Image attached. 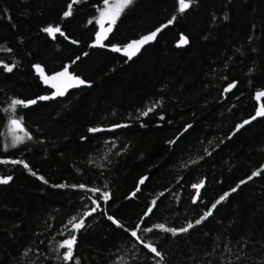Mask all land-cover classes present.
Segmentation results:
<instances>
[{
    "label": "trees",
    "instance_id": "trees-1",
    "mask_svg": "<svg viewBox=\"0 0 264 264\" xmlns=\"http://www.w3.org/2000/svg\"><path fill=\"white\" fill-rule=\"evenodd\" d=\"M71 2L0 0V62L16 65L12 73L0 68V160L24 159L48 181L22 165L0 163V176L13 177L0 184V264H63L54 249L67 237L68 220L91 207L87 196L92 194L52 185L80 183L102 190L107 185L112 193L78 234L74 256L80 264L159 259L101 211L116 213L129 229L160 223L180 227L194 223L224 192L230 196L213 216L189 233L172 237L153 229L140 235L158 245L162 264H264V171L247 180L264 168V118L227 139L237 123L255 114L254 94L264 89V0H194L184 13L177 0H133L109 34L112 43L123 45L167 27L131 60L110 47H91L102 0H80L73 16L64 18ZM50 24H59L69 39L41 31ZM181 35L188 44H180ZM34 64L47 75L68 65L90 86L19 109L16 115L33 139L5 150L11 134L3 109L10 100L52 92ZM232 81L237 87L224 93ZM153 105L148 116H140ZM115 123L130 127L115 134L87 131ZM189 123L192 129L168 145ZM142 176L149 179L136 192ZM242 179L247 182L232 193ZM201 180L204 186L194 189ZM152 200L158 205L154 214L143 217Z\"/></svg>",
    "mask_w": 264,
    "mask_h": 264
},
{
    "label": "snow or ice",
    "instance_id": "snow-or-ice-1",
    "mask_svg": "<svg viewBox=\"0 0 264 264\" xmlns=\"http://www.w3.org/2000/svg\"><path fill=\"white\" fill-rule=\"evenodd\" d=\"M80 0H72L71 3L67 5V10L63 12L64 18H69L73 16V6L74 4L79 3ZM178 2V11L180 13H184L192 7L194 0H177ZM133 3V0H102L103 7L98 9L99 16L96 19V23L100 26V30L95 33V40L92 43L91 47H110V50L113 53H122L128 60H131L140 50L147 45L150 41H154L157 38V34L161 31L162 28L167 27V25H162L159 28L151 31L148 35L141 36L138 39H134L130 42L124 43L123 45L112 43L109 39V34L113 32V26L117 23V20L120 18L121 13L125 11ZM176 17H172L169 19L168 24H172ZM227 19V17H225ZM93 21L89 20L88 23L91 24ZM105 22H107V27H105ZM44 33H46L49 37L55 38L56 34L58 33L60 36L64 37V39H69L67 35H65L64 31H62L61 26L59 24L47 25L41 29ZM181 42L183 44H188V39L181 35ZM251 39V38H250ZM107 41V45L104 43ZM72 44H78L79 41L71 40ZM6 51H12L10 48L6 49ZM239 51V49L237 50ZM255 51V49H253ZM83 55H88V53H83ZM80 56H77L73 61L72 64H75L77 61L80 60ZM16 67L15 64L9 63H2L0 62V68L3 71L8 73H12L13 69ZM33 68L35 69L36 73L38 74L40 80L44 85L49 86L50 89H54L50 95H39L35 98H12L8 103V106L3 109V111L8 116L7 122V130L8 133L11 134V142L10 144H5L4 149L7 150L8 148H17L18 145L23 144L25 140H32L33 137L29 134L28 131L25 130L24 127V119L23 117H17V112L19 109L23 108H30V106L36 105L38 101H47L56 97H63L69 91V89L88 84L90 86V82L82 79L78 74H73L69 70L68 65L62 66V70L56 71L51 75H47L45 73L44 68L40 64H34ZM249 73H253L255 71L254 68H249ZM237 87V82L232 81L227 84V87L224 88V93L231 92L232 89ZM261 97H264V91H257L255 93V98L259 100ZM149 107L147 110L142 111L140 116H148L150 112L153 111V108ZM257 118H264V105H261L255 109V114L250 116L248 119L242 120V122L237 123L235 128L233 129L230 136L227 139H232L237 133L241 132V130H246V126L252 124L253 121H256ZM160 120H164L165 117L161 115L159 117ZM141 127H145L146 125L141 124ZM130 125L128 124H120L115 123L112 124L109 128L93 126L87 129L88 133L96 135V134H103V133H112L115 134L117 129L128 128ZM192 124H186L183 126L182 131H179L178 134L173 138L167 141L168 145H176L185 134L192 129ZM18 133H22L23 135H19ZM87 137H81V140H86ZM223 143V141H221ZM27 147V145H25ZM205 155H211V153L205 150ZM203 159V157H201ZM0 163L3 164H13V165H22L24 169H27L33 176H37V173L33 171L30 165L24 159H13V160H0ZM195 163V162H193ZM264 168L260 170L253 171L251 175L247 177V180H252L254 177L261 175ZM39 180L43 183L48 184V181L44 179L43 176H37ZM13 177L11 175L0 176V184H8ZM149 178L147 176H142L139 180L138 185L136 186V192L140 191V185H144L145 182ZM247 181L240 180L235 187L231 189V192H236L241 185L245 184ZM204 181L201 180L198 184H193L192 187L194 189L199 190L204 186ZM56 188H64V187H71L73 189H79L83 193L88 194L91 193L92 195L87 196V201L90 202L91 207L88 208L87 211L82 213L79 216H72L68 220V225H66L67 229V237L61 239L54 249L55 252L59 253L56 257L57 259L61 260L63 264H70V262H74V264H80V258L78 256H74V249L78 244V234L81 233L82 230L86 228L85 220L88 217H91L94 213H97L99 209H101V201L104 204H109V201L112 200V193L107 190V185L104 186V190L101 187L87 186L86 183L80 184H72V185H65V184H55L52 185ZM136 192L131 193V196H135ZM163 196V193H161ZM230 196L229 192H224L222 195L219 196L214 203L203 213L200 215L199 218H196L193 222H188L186 226L180 227H166L165 224H154L152 227H141L140 224H136L132 229L125 227V224L122 222L121 218H118L116 213L108 214L106 210L101 211V214L104 215L111 223V225L115 226L116 229H122L125 233H127L131 238L135 240L136 243L141 244L144 249L147 250L148 254L153 255L156 258H159L155 261V264H162L164 261V254L159 250L158 245L152 242H145V239L140 235L141 232L143 233H151L153 229H158L163 233L170 234L172 237H178L181 234L189 233L190 230H194L196 226L202 225L209 217L213 216V210L217 208L218 205L221 204L222 201H225L226 198ZM95 197V198H93ZM81 199H84L82 196ZM114 202V201H113ZM193 203H197L195 197H193ZM88 207L86 203L84 205ZM157 200L151 201V206L147 207V210L144 212L143 217H150L151 214H154V209L157 207ZM110 207V205H109ZM143 217L141 218L143 220ZM63 235V233H61ZM61 250H63L61 252ZM27 255V253H25Z\"/></svg>",
    "mask_w": 264,
    "mask_h": 264
},
{
    "label": "water",
    "instance_id": "water-1",
    "mask_svg": "<svg viewBox=\"0 0 264 264\" xmlns=\"http://www.w3.org/2000/svg\"><path fill=\"white\" fill-rule=\"evenodd\" d=\"M157 28H159V27H157ZM154 30H155V29H154ZM162 30H163V28L161 29V31H162ZM152 31H153V30H152ZM161 31H160V32H161ZM150 32H151V31H150ZM150 32H148V33H146V34H143V35H141V36L148 35ZM160 32H159V33H160ZM159 33H158V34H159ZM158 34H157V36H158ZM141 36H139L138 38H140ZM138 38H136V39H138ZM133 40H134V39H133ZM155 40H156V39H155ZM155 40H154V41H155ZM131 41H132V40H131ZM154 41H150V42H149L147 45H145L143 48H145L146 46L152 44ZM129 42H130V41H129ZM180 44H181V45L183 44V43L181 42V40H180ZM143 48H142V49H143ZM142 49L140 50V52L142 51ZM140 52H139V53H140ZM139 53H137V55H138ZM121 54H122V53H121ZM122 55H123V54H122ZM137 55H136V56H137ZM136 56H134V57H136ZM134 57H133V58H134ZM60 70H62V69H60ZM60 70H58V71H60ZM55 72H56V71H55ZM49 75H51V74H49ZM46 86H47V85H46ZM85 86H87V84L73 87V88L69 89V91H71V90H76V89H80V88L85 87ZM47 87H49V86H47ZM52 91H54V89H52ZM69 91H68V92H69ZM259 91H264V89H261V90H259ZM68 92H67V93H68ZM67 93H66V94H67ZM263 99H264V97H261L259 100H257V99L255 98V94H254V100L258 103L259 106L261 105V101H262ZM109 127H110V126H106V127H104V128H109ZM230 135H231V134H230Z\"/></svg>",
    "mask_w": 264,
    "mask_h": 264
},
{
    "label": "rangeland",
    "instance_id": "rangeland-1",
    "mask_svg": "<svg viewBox=\"0 0 264 264\" xmlns=\"http://www.w3.org/2000/svg\"><path fill=\"white\" fill-rule=\"evenodd\" d=\"M102 7H103V6H102ZM102 7H101V8H102ZM98 16H99V12H98L97 18H98ZM97 18H96V19H97ZM95 23H96V22H95ZM96 25H97V28H98V31H99V30H100V26H99L97 23H96ZM105 27H107V22H105Z\"/></svg>",
    "mask_w": 264,
    "mask_h": 264
}]
</instances>
